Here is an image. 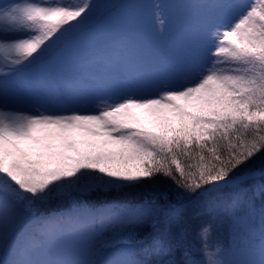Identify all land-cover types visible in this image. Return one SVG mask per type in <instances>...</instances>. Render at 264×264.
I'll use <instances>...</instances> for the list:
<instances>
[{
	"label": "snow or ice",
	"instance_id": "obj_1",
	"mask_svg": "<svg viewBox=\"0 0 264 264\" xmlns=\"http://www.w3.org/2000/svg\"><path fill=\"white\" fill-rule=\"evenodd\" d=\"M101 6L0 2V264H151L147 256L171 251L172 241L154 236L141 247L137 228L181 221L186 205L164 206L155 196L139 205H95L86 194L163 177L193 204L192 197L246 179L234 173L264 157V0H201L204 38L162 74L138 70L97 85L111 89L104 95L70 87L59 106L37 97L33 111L10 107L11 78L59 58ZM153 7L162 14L168 5ZM124 51L113 45L97 57L115 63ZM257 191L259 205L236 195L218 206L232 239L211 248L212 225H202L203 259L186 264H264V185ZM54 201L70 206L45 215ZM54 249L73 258H43Z\"/></svg>",
	"mask_w": 264,
	"mask_h": 264
},
{
	"label": "rangeland",
	"instance_id": "obj_2",
	"mask_svg": "<svg viewBox=\"0 0 264 264\" xmlns=\"http://www.w3.org/2000/svg\"><path fill=\"white\" fill-rule=\"evenodd\" d=\"M97 2L102 3L101 7L104 10L98 16L104 18H101L90 31L66 45L59 58L45 62L43 67L36 66L35 68L43 69L42 78H39L41 73L35 68L11 78L10 107L22 111H33L39 107L36 103L37 97H42L52 105L59 106L60 99L70 87L93 89L95 95H104L111 89H104L97 85L116 83L138 70L162 74L171 65L188 58L195 42L205 36L203 15L197 8V3L201 0H97ZM230 2L246 6L252 3V0H230ZM157 4L168 5L167 11L158 13L153 7ZM158 15L164 19V23L160 22ZM235 18V14H232L223 17L222 20L231 22ZM113 45H119L125 49L123 55L118 58V62H100L97 53ZM260 176L261 174L245 176L246 179L229 184L240 186V188L231 193L223 192L219 201L213 198L212 201L197 206L196 211L200 215L185 208V215L181 221L170 219L160 223V226L156 225L155 228L151 222L140 225L136 230L137 237L148 238L151 243L152 237L159 236L171 240L173 244L171 251L156 253L158 257L156 260L149 258L154 261L151 264H181L178 252L180 248H183L184 230L188 232L186 235L190 238L189 245L196 255L195 260L203 259L200 252L201 241L198 236L200 227L214 222L208 236V244L214 248L218 242L214 240V236L218 235L214 233L215 229L225 227L227 223L225 215H218V206L236 195L244 199L251 198L259 205L256 200H261V197L257 190L260 185H264V181L258 179ZM245 180H249L250 184L242 186L240 183ZM164 195L167 199L163 198ZM154 196L158 203L164 206L169 204L188 206V200L182 192L173 195L153 193L146 199ZM144 201L130 204L139 205ZM208 208L215 210H207ZM193 214L198 219L197 223ZM206 220L211 221L205 222ZM147 229L150 231L147 232ZM228 236L232 239L230 232ZM53 254L54 251L43 258L52 259ZM225 258L229 262L236 259L227 255Z\"/></svg>",
	"mask_w": 264,
	"mask_h": 264
},
{
	"label": "trees",
	"instance_id": "obj_3",
	"mask_svg": "<svg viewBox=\"0 0 264 264\" xmlns=\"http://www.w3.org/2000/svg\"><path fill=\"white\" fill-rule=\"evenodd\" d=\"M101 18H104V17L97 16L94 19V21L91 23L90 27L87 28L86 30L82 31L81 33H79L77 38L81 37L82 34L90 31L93 27H95L97 25V23L101 20ZM44 64L45 63L38 65V66L43 67ZM34 68H31V69H34ZM28 70H26V71H28ZM256 174H261V176L258 179L260 181H264V157H261V156L256 157L255 159L250 161L247 165L242 166L240 169H238L234 173V176L243 178L245 176L256 175ZM240 184L242 186H246V185H249L250 182H249V180H245V181L241 182ZM239 188H240V186L227 185V186L219 188L217 191L212 192L208 195L199 196V197H192L191 199L196 201V203H193V204L189 203L190 198L186 196V199L188 200V206L186 207V209L188 211H191L192 213L197 214L198 213L196 211L197 206H200V205H203L209 201H212L213 198L219 201L221 194H224L223 192L231 193L232 191H236ZM177 192H182V190L178 189L170 179L163 178V177H157L153 181H146L143 184H140V185L134 186V187H127V188H123L120 190H113V191H107V192H105L103 190L93 191V192L86 194L85 199L87 200V202L89 204H95V205H98L104 201H112V200H118V201L120 200V201L128 202V203H137V202L144 201L147 197H149L153 193H167V194L173 195ZM256 201H258L259 204L262 202V200H256ZM69 206L70 205L67 203H60L58 201H54L51 204H49L48 206H46L43 209V212L45 215H52L55 213H60V212L66 211L69 208ZM209 209L210 208H208L207 210H209ZM193 211H196V212H193ZM218 215L224 216L223 212L220 210H218ZM193 217L196 218L195 214H193ZM224 217H226V216H224ZM226 219H227V217H226ZM194 220H196L195 223L198 222L197 218ZM207 221H211V220H206L205 222H207ZM190 224H191V222H190ZM213 224H214V222L211 223V225H213ZM160 225L161 224H159L158 226H160ZM222 227L223 226L215 229L214 233L215 234L217 233L218 235L214 236L215 237L214 240L218 241V242H223L226 240L230 241L231 238L228 236L229 232H230L228 219H227L226 226L223 228ZM221 228H222V230H221ZM146 231L149 232L150 230L147 229ZM216 231H220V232H216ZM184 233H185V238L183 241V248H180V250L178 252V258L180 257L179 260H181L180 261L181 264H186V261L188 259L195 260V257H196V255H194L193 252H191L190 257L186 254V251L191 247L189 245L190 238L188 235H186V234H188V232L186 230H184ZM218 236H220V237H218ZM137 238H138V240H143L145 242L144 244L141 245V247H147L148 246V243H149L148 238L142 239V237H140V236H138ZM53 251H54V254L52 255V259H61V258L62 259H72L73 258L71 256L60 255L59 251L56 249H54ZM140 258H143V257H140ZM149 258L156 260L158 257L156 255V253H150L147 256V259L151 263H153L154 261H151V259H149Z\"/></svg>",
	"mask_w": 264,
	"mask_h": 264
}]
</instances>
